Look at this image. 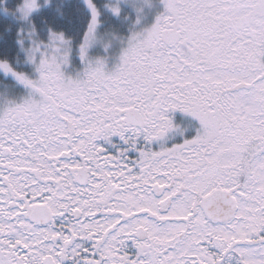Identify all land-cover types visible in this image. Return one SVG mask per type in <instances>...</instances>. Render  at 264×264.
Segmentation results:
<instances>
[{
	"label": "snow or ice",
	"instance_id": "snow-or-ice-1",
	"mask_svg": "<svg viewBox=\"0 0 264 264\" xmlns=\"http://www.w3.org/2000/svg\"><path fill=\"white\" fill-rule=\"evenodd\" d=\"M0 264H264V0H0Z\"/></svg>",
	"mask_w": 264,
	"mask_h": 264
}]
</instances>
